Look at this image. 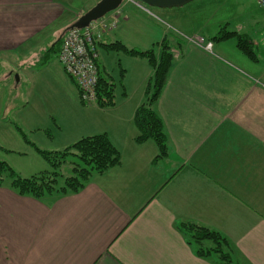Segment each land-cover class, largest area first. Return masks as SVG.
Listing matches in <instances>:
<instances>
[{"label": "crops", "instance_id": "obj_1", "mask_svg": "<svg viewBox=\"0 0 264 264\" xmlns=\"http://www.w3.org/2000/svg\"><path fill=\"white\" fill-rule=\"evenodd\" d=\"M75 1L0 0V135L10 122L29 143L25 177L49 169L38 149L63 150L96 134L109 136L121 162L73 193L37 198L4 181L0 264H218L197 254L180 222L219 232L238 264H264V9L233 29V21H204L187 32L154 20L166 9L124 0L104 17L116 25L103 34L99 69L115 103L100 107L81 102L59 60V41L84 14ZM221 28L247 36L254 58L235 36L212 41ZM166 37L174 62L154 104L168 142L158 157L154 140L136 141L134 122L153 70L145 57L109 45L159 52Z\"/></svg>", "mask_w": 264, "mask_h": 264}, {"label": "trees", "instance_id": "obj_2", "mask_svg": "<svg viewBox=\"0 0 264 264\" xmlns=\"http://www.w3.org/2000/svg\"><path fill=\"white\" fill-rule=\"evenodd\" d=\"M233 36L237 37L239 48L247 56L254 58L255 52L251 41L245 35L221 28L211 40L221 41ZM172 41L173 38L166 37L158 43L159 52L156 49L146 51L131 49L120 42L109 45L114 50L145 57L153 70L146 86L145 100L137 108L134 122L139 130L136 141L142 143L154 140L159 148L158 157L167 154L168 142L163 120L155 110L154 104L162 93L174 62ZM60 44L61 40L58 45ZM98 97L97 105L100 107H108L115 103L114 85L101 74L98 81ZM38 151L48 162L49 169L25 177L18 174L8 162L0 160V185L4 182V176L8 174L12 177L11 187L21 195L42 198L73 193L85 187L94 174L104 173L121 162L119 149L104 133L85 136L63 150L38 149ZM177 227L186 235L188 243L195 248L198 255L212 256L218 264H238L229 251L228 240L219 232L191 222H180ZM207 242L213 245L208 246Z\"/></svg>", "mask_w": 264, "mask_h": 264}, {"label": "rangeland", "instance_id": "obj_3", "mask_svg": "<svg viewBox=\"0 0 264 264\" xmlns=\"http://www.w3.org/2000/svg\"><path fill=\"white\" fill-rule=\"evenodd\" d=\"M99 1L100 0H76V3H74V5L76 6V8L83 6V13H85L93 8ZM262 1L264 0H193L182 6L165 8L166 10H161L162 13L159 17L160 20L156 18L154 20L157 23L164 21L165 23H160L164 27L167 26L166 23H174L182 27L184 26V30H186L187 32H191L201 23H204V21H209V24L211 26H214L221 21H233L232 25H228L229 29H233L237 21H254L255 19H257V17L259 16V11L261 9H264ZM150 8L156 12L159 11L158 8ZM170 32L174 35H177L176 38H178V36H181L178 31L172 28H170ZM202 34L207 36L208 33L207 31H204L202 32ZM112 55H114L115 57V54ZM112 70L117 81L118 92L120 91L119 68L117 65L113 64ZM1 74L2 70L0 69V75ZM16 92L18 93V97L22 98V89ZM18 117L19 115L15 116L14 120L22 126L21 116L20 119ZM7 127V131L0 135V144L4 145L7 148H11L13 151H5L4 149L0 148V159L8 161V163L14 168V170L22 176L23 172H25L23 171V165L26 162H34L31 161L28 150L27 154L22 153V150H25L29 147V143L23 139L22 133L19 131L16 125L8 122ZM37 159H40V161L44 163L43 165L49 168L48 163L43 158ZM4 181L5 183H11L12 177L6 174L4 176Z\"/></svg>", "mask_w": 264, "mask_h": 264}, {"label": "built area", "instance_id": "obj_4", "mask_svg": "<svg viewBox=\"0 0 264 264\" xmlns=\"http://www.w3.org/2000/svg\"><path fill=\"white\" fill-rule=\"evenodd\" d=\"M115 25L116 22L109 25L102 18L85 28L69 29L62 37L59 60L66 74L75 81L79 97L86 105L98 103L99 45L104 32ZM206 47L211 48L212 43L208 42Z\"/></svg>", "mask_w": 264, "mask_h": 264}, {"label": "water", "instance_id": "obj_5", "mask_svg": "<svg viewBox=\"0 0 264 264\" xmlns=\"http://www.w3.org/2000/svg\"><path fill=\"white\" fill-rule=\"evenodd\" d=\"M154 8H172L182 6L193 0H136ZM124 0H100L93 8L82 14L71 26L72 28H85L92 21L99 20L108 13L118 9Z\"/></svg>", "mask_w": 264, "mask_h": 264}]
</instances>
